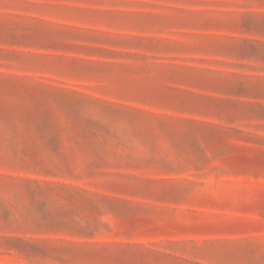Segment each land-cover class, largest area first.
<instances>
[{"label":"rangeland","instance_id":"374dc122","mask_svg":"<svg viewBox=\"0 0 264 264\" xmlns=\"http://www.w3.org/2000/svg\"><path fill=\"white\" fill-rule=\"evenodd\" d=\"M0 264H264V0H0Z\"/></svg>","mask_w":264,"mask_h":264}]
</instances>
